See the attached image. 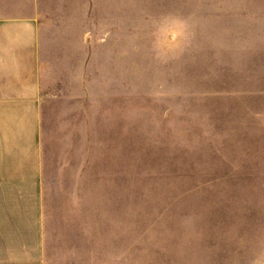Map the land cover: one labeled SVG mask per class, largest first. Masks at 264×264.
Here are the masks:
<instances>
[{"label": "rangeland", "instance_id": "374dc122", "mask_svg": "<svg viewBox=\"0 0 264 264\" xmlns=\"http://www.w3.org/2000/svg\"><path fill=\"white\" fill-rule=\"evenodd\" d=\"M15 20L46 264H264V0H0Z\"/></svg>", "mask_w": 264, "mask_h": 264}, {"label": "crops", "instance_id": "0c3cea01", "mask_svg": "<svg viewBox=\"0 0 264 264\" xmlns=\"http://www.w3.org/2000/svg\"><path fill=\"white\" fill-rule=\"evenodd\" d=\"M43 105L34 22L0 23V264H46Z\"/></svg>", "mask_w": 264, "mask_h": 264}]
</instances>
